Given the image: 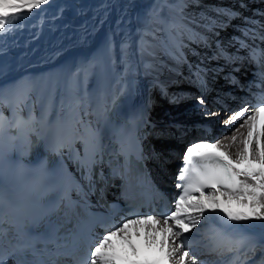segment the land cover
Wrapping results in <instances>:
<instances>
[{
	"label": "bare ground",
	"instance_id": "1",
	"mask_svg": "<svg viewBox=\"0 0 264 264\" xmlns=\"http://www.w3.org/2000/svg\"><path fill=\"white\" fill-rule=\"evenodd\" d=\"M70 4L75 6L74 17L68 15ZM222 25H226L223 31ZM253 46L264 50V0H49L39 10L25 12L9 31L0 34V112L11 121L26 118L30 112L48 122L74 117L79 129L82 118L100 123L115 97L131 87L134 103L148 125V147L156 124L147 113L154 104L162 122L180 114L203 126L202 138L191 137L190 145L218 143V151L235 159L248 128H239L243 117L235 123L226 121L245 105L254 111V103L264 99V81L259 88L254 78L243 76L241 85L229 76L243 74ZM243 55L247 56L244 60ZM184 73L187 81L182 86L178 80ZM214 78L228 83L227 91L247 86L245 91L254 94L234 105L227 92L212 90ZM189 86L196 92L184 91L179 101L167 107L166 97L172 91ZM234 125L229 136L215 139L208 134L213 126ZM256 131H264V125ZM252 139L255 144L256 136ZM156 141L160 146L170 144L168 138ZM259 145L264 146V136ZM172 162L168 155L162 161L154 152L150 156L153 175L166 189H171ZM239 179L253 183L243 176ZM174 204L175 199L173 210ZM224 220L210 213L184 234L186 248L198 264L214 262L221 253L212 248L226 233L221 229ZM236 225L245 230L264 229L260 221L230 227Z\"/></svg>",
	"mask_w": 264,
	"mask_h": 264
},
{
	"label": "snow or ice",
	"instance_id": "2",
	"mask_svg": "<svg viewBox=\"0 0 264 264\" xmlns=\"http://www.w3.org/2000/svg\"><path fill=\"white\" fill-rule=\"evenodd\" d=\"M48 2L0 0V34L9 31L25 12L30 14ZM249 108L245 105L235 110L226 121V124L235 123L243 117L239 128H248L242 141L244 147L235 159L218 151V143H193L184 153L185 167L177 177L182 183L177 185L181 193L175 200L174 210L162 218L155 214H136L123 219L96 240L86 264H198L186 248L184 234L195 229L208 214L222 215L233 224L264 222V146L259 145L264 131H256L264 119V99L255 105L254 111ZM8 119L0 112V121ZM22 122L23 117H18L16 126ZM231 139L235 141L236 136ZM196 158L206 163L197 165ZM189 171L191 176L187 175ZM241 176L253 183L239 179ZM221 239L226 244L222 251L235 250L233 244L238 242L226 234ZM68 255V252H57L52 264H59V257ZM11 258L12 254L0 252V264H8Z\"/></svg>",
	"mask_w": 264,
	"mask_h": 264
},
{
	"label": "rangeland",
	"instance_id": "3",
	"mask_svg": "<svg viewBox=\"0 0 264 264\" xmlns=\"http://www.w3.org/2000/svg\"><path fill=\"white\" fill-rule=\"evenodd\" d=\"M69 14V13H68ZM260 20V18H258ZM257 19V20H258ZM226 25H222V31L224 30ZM216 47H214L215 49ZM219 49L223 50L225 49V47H219ZM225 52H227V50H225ZM233 54V53H232ZM239 55V54H237ZM236 55V56H237ZM235 56V57H236ZM243 60L247 58L246 55H243ZM247 66L250 62V59L247 58V60L245 61ZM245 66L243 67V74L242 73H237V75L233 74V75H229L231 78H234V80H240L241 81V85H244L243 83L245 82L244 80H241L240 78H242L243 76H247L248 78H253V77H249V75L247 74L248 72L245 70ZM186 77L187 74L184 73L182 75H180V80H178V82L180 81V85L184 86L183 84L186 83ZM182 78V79H181ZM220 78H214L213 82L211 84V87L213 88V91H224L227 92V94L230 95V99L232 101V104L234 105H238L239 104V100L242 101V98L244 97H248L249 95L247 94V92L245 91V88H243V90H241L240 86H235L237 87V89H230V91H227V84L224 81L219 80ZM250 81V79L248 80ZM191 87V88H190ZM182 90L180 91V89H176V91H172L171 94L166 97L168 103H167V107H169L171 104H174L175 102L179 101L181 99V93H183L184 91H186V93L189 92H196L195 87L189 86L187 89L185 88H181ZM156 100H159V95L157 94L156 90H154V95ZM250 97V96H249ZM233 98V99H232ZM246 101V99H244V102ZM241 106H239L237 109H239ZM155 105L152 104L151 107L149 108L150 111L149 113H147V118L149 117L151 119V122H154L156 124V127L154 126L152 128V132L154 133V137L153 139L150 141V148L152 153L154 152L156 157L162 161L163 159H165L168 155V157L173 161L172 162V166L171 168H169L171 170V174H173V168H174V161L176 163L179 162V160L177 161V159L175 158V153H179V151H182V149L186 146L189 147L190 145V138L191 137H196L195 140H197V138H202L200 135V131H203V126L192 120L191 116H180V114H176L173 117V120L168 121L167 122H162L161 120L164 118H158V116L156 115L157 111L155 109ZM146 127H148V125H146ZM234 126H223L220 128L219 127H211L208 130V134H213L215 139H219L223 136H229L230 132L234 129ZM184 131V134L179 133L181 131ZM176 133H179L180 135H177ZM194 134V135H193ZM208 134H206V139L208 138ZM168 138L170 140V144H164L163 146L158 145L156 142V140L158 138ZM188 138V139H187ZM202 141H199L197 143H201ZM187 144V145H185ZM156 150V151H153ZM173 150H177L173 153ZM171 154H169V153ZM154 158L151 159V161ZM154 162V160H153ZM162 163H160L161 165ZM155 167V165H154Z\"/></svg>",
	"mask_w": 264,
	"mask_h": 264
},
{
	"label": "water",
	"instance_id": "4",
	"mask_svg": "<svg viewBox=\"0 0 264 264\" xmlns=\"http://www.w3.org/2000/svg\"><path fill=\"white\" fill-rule=\"evenodd\" d=\"M75 14H76L75 6H74L73 4H70V13H69V17H74Z\"/></svg>",
	"mask_w": 264,
	"mask_h": 264
}]
</instances>
